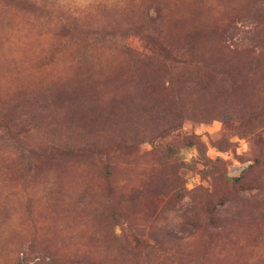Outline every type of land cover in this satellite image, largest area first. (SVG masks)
I'll use <instances>...</instances> for the list:
<instances>
[{
	"label": "rangeland",
	"instance_id": "rangeland-1",
	"mask_svg": "<svg viewBox=\"0 0 264 264\" xmlns=\"http://www.w3.org/2000/svg\"><path fill=\"white\" fill-rule=\"evenodd\" d=\"M260 23L264 0H0V264H264Z\"/></svg>",
	"mask_w": 264,
	"mask_h": 264
},
{
	"label": "trees",
	"instance_id": "trees-1",
	"mask_svg": "<svg viewBox=\"0 0 264 264\" xmlns=\"http://www.w3.org/2000/svg\"><path fill=\"white\" fill-rule=\"evenodd\" d=\"M247 27H244L243 30H241L243 33L245 34H249L252 36V40L255 41V43H257L256 47L261 50L262 48L264 49V24L263 23H260V25L255 28L254 30L251 31H248L246 30ZM250 40V39H249ZM241 52L242 51V48H239L237 47L235 49V52ZM156 52L154 50H150L148 53H146V55H144V58L146 60H151V59H154L156 57ZM170 55H171V52H170ZM262 56V54L258 55V57ZM169 60L170 61H173L175 64H177L178 68L182 69V70H192V64L187 62V61H183V60H180L177 56H175L174 58L173 57H169ZM236 116V115H235ZM168 129V128H167ZM252 139L254 140V142H256V144L258 146H261V147H264V130L259 132V133H253L252 134ZM185 140V139H184ZM260 155L258 158V160L261 159V157L264 156V153H263V150L264 148H261L260 149ZM163 152L165 154H170V153H173V150L171 148H169L168 146H166L164 149H163ZM184 188L181 187V186H176L175 190H174V195L175 197H177L179 200H183L184 197L187 195V192L186 190H183ZM197 220V221H196ZM196 220H192L191 222H187L186 224L189 226H191L192 228H198L200 226L199 222H198V219L196 218ZM201 227V226H200ZM49 264H57L55 261H50Z\"/></svg>",
	"mask_w": 264,
	"mask_h": 264
}]
</instances>
